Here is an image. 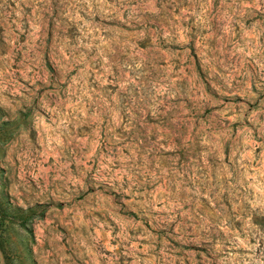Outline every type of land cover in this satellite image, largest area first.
Masks as SVG:
<instances>
[{
    "label": "rangeland",
    "instance_id": "1",
    "mask_svg": "<svg viewBox=\"0 0 264 264\" xmlns=\"http://www.w3.org/2000/svg\"><path fill=\"white\" fill-rule=\"evenodd\" d=\"M0 264H264V0H0Z\"/></svg>",
    "mask_w": 264,
    "mask_h": 264
}]
</instances>
